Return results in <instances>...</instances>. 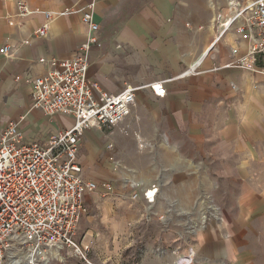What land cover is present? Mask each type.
Masks as SVG:
<instances>
[{
  "label": "crops",
  "instance_id": "crops-1",
  "mask_svg": "<svg viewBox=\"0 0 264 264\" xmlns=\"http://www.w3.org/2000/svg\"><path fill=\"white\" fill-rule=\"evenodd\" d=\"M55 1L68 3L56 7V11L94 2L92 18L98 25L94 34L101 41L102 50L89 49L87 79L111 94L121 93L127 87L134 89L129 119L137 128L140 140L152 146L153 141L160 139L164 144L169 139L200 136L212 140V121L219 124L217 134L222 137L228 135L231 127L232 133H238L235 128H241L242 134L259 132L257 127L264 115V75L245 67L252 61L245 58L247 45L240 40L236 25L220 34L215 22L217 15L228 17L229 2H238L242 7L253 0ZM48 2L53 0H0V48L3 45L13 48L10 57L0 54V133L6 124L20 121L19 130L26 142L44 143L49 136L72 127L74 120L70 115L48 118L32 108L30 80L42 77L50 68V60L72 58L90 35L78 13L54 18L47 36L35 37L33 32L45 23L41 11L56 12L43 4ZM18 3L40 13L19 17ZM233 49H237V55L231 58ZM242 58L245 68L226 67L232 59ZM154 84L163 86L164 98L153 94L150 86ZM100 134L96 129L83 134L77 160L83 177L101 183L104 175L91 165ZM111 136L122 138L118 134ZM212 141L205 153L206 168L208 162L216 159ZM170 149L162 150L160 155L181 156L179 149L173 152ZM251 149L248 147L246 153L247 149L240 148L244 155L222 152L216 156L226 166L237 157V166L245 168L255 162ZM193 151L195 158L198 151L203 154L204 150L195 147ZM194 158L186 157L192 165L196 162ZM155 187L143 189L152 191ZM100 192L101 197L108 193L99 191L87 197L88 216L80 221L75 237L85 263L88 264L87 257L96 255L101 264L112 263L114 257L117 264H172V255L165 248L158 254L154 246L156 235L164 237L165 244L169 232L168 211L163 204V210L159 208V196L156 194L153 203L146 202L141 192L137 199L130 196L114 199L112 203L120 213L91 216L95 197ZM94 224L102 226L94 227Z\"/></svg>",
  "mask_w": 264,
  "mask_h": 264
},
{
  "label": "built area",
  "instance_id": "built-area-1",
  "mask_svg": "<svg viewBox=\"0 0 264 264\" xmlns=\"http://www.w3.org/2000/svg\"><path fill=\"white\" fill-rule=\"evenodd\" d=\"M17 5L19 17L40 13L25 3ZM239 5L238 2H229L228 17L224 19L217 15L215 22L220 34L236 25L240 40L247 45L245 58L252 61L245 67L264 75V0ZM93 9L94 2L81 8L41 11L45 23L33 32L35 37H45L54 18L80 13L81 22L88 26L90 35L72 58L50 60L49 70L42 77L30 80L32 108L48 118L58 114L70 115L74 120L72 127L49 136L44 143L26 142L19 130L20 121L8 123L1 129L0 264H4L8 250L15 244L28 247L35 258L50 248H69L71 254L83 256L75 237L80 221L88 216L87 197L111 189L108 182L100 183L82 175V166L77 159L86 131L96 129L110 136L118 134L131 138L143 151L150 147L149 142L140 140L137 128L129 119L134 105V89L127 87L121 93L111 94L87 79L89 49L102 50V43L94 34L98 25L93 22ZM12 50L11 45H3L0 54L10 57ZM235 55L237 49L231 51V58ZM245 58L232 59L226 67L243 68ZM150 89L159 98L166 96L162 85L154 84ZM112 147V144L107 145V149ZM129 188L142 192L146 202H154L156 192L149 196V191H144L140 183L131 184ZM137 197V194L132 195V199ZM192 259L193 251L189 250L188 254H178L174 264H190Z\"/></svg>",
  "mask_w": 264,
  "mask_h": 264
},
{
  "label": "rangeland",
  "instance_id": "rangeland-1",
  "mask_svg": "<svg viewBox=\"0 0 264 264\" xmlns=\"http://www.w3.org/2000/svg\"><path fill=\"white\" fill-rule=\"evenodd\" d=\"M43 4L56 11V7L68 3L53 0ZM260 123L259 132L242 134L241 128H235L238 133H232L231 127L228 135L222 137L217 134V121H212L213 141L200 136L196 139H169L164 144L160 139L153 141V146L150 144L145 151L140 150L131 138L101 133L91 165L104 175L102 181L110 183L111 189L107 195L101 197L100 192L95 197L91 216L120 213L112 203L114 199L129 196L132 199L133 194L139 197L140 191L130 189L131 184L140 183L142 189L155 185L159 208L163 210L164 207L169 215L165 244L164 237L156 235L154 238L158 254H162L165 248L173 257L172 264L184 250L187 251L185 254L193 251L190 264H264V115ZM211 141L216 159L208 162L206 168L203 162L208 158L205 153L209 151ZM109 144L113 145L111 149H107ZM195 147L204 151L200 154L199 150L194 158ZM248 147L253 148L255 162L245 168L237 166V157L230 159L226 166L216 156L222 152L232 156L244 155L239 150L247 149L248 153ZM169 148L172 152L179 149L181 156L160 155L162 150ZM186 157H193L195 164H190ZM141 195L143 197L142 192ZM182 206H185L184 211ZM98 226L102 225L94 224V227ZM52 249L57 255L53 257L49 254L52 250L47 249L44 261L42 256L33 257L28 247L15 244L8 250L4 264H13L15 259L17 264H87L82 255L71 254L69 248ZM87 260L88 264H101L96 255L87 257ZM110 264H117L115 257Z\"/></svg>",
  "mask_w": 264,
  "mask_h": 264
},
{
  "label": "bare ground",
  "instance_id": "bare-ground-1",
  "mask_svg": "<svg viewBox=\"0 0 264 264\" xmlns=\"http://www.w3.org/2000/svg\"><path fill=\"white\" fill-rule=\"evenodd\" d=\"M154 192H157V189L152 190V191H149V193H154ZM49 250H52V251L49 252V254L52 255L53 257L57 255L56 252H55L52 248H50ZM58 250H59V249H58ZM40 256H42V258H43L44 261L47 259V255L44 254V253H41ZM38 257H39V256H38ZM17 263H18V260L15 259V260L13 261V264H17Z\"/></svg>",
  "mask_w": 264,
  "mask_h": 264
},
{
  "label": "snow or ice",
  "instance_id": "snow-or-ice-1",
  "mask_svg": "<svg viewBox=\"0 0 264 264\" xmlns=\"http://www.w3.org/2000/svg\"><path fill=\"white\" fill-rule=\"evenodd\" d=\"M158 87V86H157ZM152 195V193H149V196H151Z\"/></svg>",
  "mask_w": 264,
  "mask_h": 264
}]
</instances>
